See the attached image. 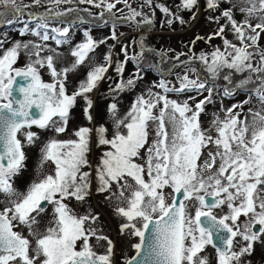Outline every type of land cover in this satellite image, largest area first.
<instances>
[{"label": "snow or ice", "instance_id": "snow-or-ice-1", "mask_svg": "<svg viewBox=\"0 0 264 264\" xmlns=\"http://www.w3.org/2000/svg\"><path fill=\"white\" fill-rule=\"evenodd\" d=\"M73 4L100 11L64 7ZM42 5L45 12L23 17L25 9ZM201 8L216 27L190 41L188 52L154 51L144 36L120 39V26L151 27L156 10L161 27L172 30L189 23L182 13L195 20ZM0 9V26H12L19 36L0 31V264H117L113 241L96 226L99 214L70 207L73 200L86 203L93 182L105 201L116 202L121 234L137 240L134 255L121 264H211L203 255L208 246L215 264H252L257 247L264 251V0H204L202 6L200 0L172 6L159 0H0ZM80 11L88 19L74 15ZM87 25L108 28L109 35L95 39ZM78 32L82 39L74 43ZM215 39L220 44L212 45ZM109 40L98 62L96 49ZM200 40L211 47L196 53ZM117 44L123 60L113 59ZM62 46L72 61L57 67ZM133 46L139 50L129 55ZM146 53L159 59L151 63ZM129 62L136 71L125 78ZM81 67L86 74L69 92V74ZM110 68L117 76L110 94L133 91L146 69L159 79L123 113L113 95L109 127L96 124L91 94L112 79ZM240 95L243 100L224 105ZM78 100L88 124L75 128L72 138H56L68 131ZM217 103L205 127L201 116ZM33 127L54 135L39 149L37 178L20 191L14 185L25 148L41 139ZM93 147L101 149L95 165ZM48 162L54 168L43 173ZM93 239L105 242L103 253Z\"/></svg>", "mask_w": 264, "mask_h": 264}, {"label": "rangeland", "instance_id": "rangeland-1", "mask_svg": "<svg viewBox=\"0 0 264 264\" xmlns=\"http://www.w3.org/2000/svg\"><path fill=\"white\" fill-rule=\"evenodd\" d=\"M26 3L31 4L32 0H25ZM161 2V0H159ZM166 5L170 6L167 1H164ZM161 2V3H164ZM178 2V0H177ZM204 0H200L201 6L203 5ZM172 6V5H171ZM64 7H77L79 9H83L85 7L90 8L91 11H100L98 9H95L91 5H78V4H73V5H64ZM2 10V9H0ZM46 11L45 6H40V7H32L29 9H25L22 13L23 17L26 19L29 13H43ZM74 15H78V13H74ZM184 16L185 20H188L189 23L185 24L184 26L177 24L173 25V29L169 30L167 27H161L160 21L163 18L162 14L159 12V10H156V14L154 19V23L151 27H145V28H140V29H135V28H130L128 26H120L118 29V32H123L124 35L120 37V39L124 42H127L128 40H139L141 36H147V39L145 40V47L146 48H151L154 51L155 50H168V49H174L176 53L179 52H188L189 47H192L190 45V41H192L196 36H207L215 27V24H210L207 19H206V13L203 11V8H201L200 13L198 14L197 18L195 20H190L191 13L189 12H184L182 13ZM237 19H240L239 15L237 16ZM104 31H100L99 33L93 32L92 35L94 36L95 39H102L105 36H108L109 33L105 31V27H102ZM95 34H98L95 36ZM229 39H232L231 35L228 37ZM113 43L112 40L108 41L107 45H100L99 48L96 49V52L94 54L95 59L98 62L103 61V55L107 52L108 50V45H111ZM129 43V42H128ZM262 45H264V39L261 40L260 42ZM212 45H218L220 44L219 39H215L211 42ZM134 47V49H133ZM132 51H137L136 47L133 46ZM211 45L206 44L203 40L197 41L196 44L193 47V51L196 53H199L201 50H209ZM114 55L113 59H119L123 60V55H116L120 52V47L118 45L116 48L113 50ZM174 53L169 52L168 55L172 56ZM66 59H68L70 62L72 61L71 55H67ZM159 57H155L154 55L151 58L148 59L149 62L155 63ZM181 59H185L182 57ZM25 63V59L22 57L21 60L19 61V64L23 65ZM70 64V63H69ZM162 67H165V65H162ZM130 70V68H128ZM107 75L109 77H117L116 73L113 69H109ZM87 69L84 67H81L79 69V74H69V85H68V90L71 92L75 87L76 83L80 79H83L85 74H86ZM174 71H180V69H175ZM43 79L45 81H48L50 77L48 76L47 72L45 71L43 73ZM168 79L176 82L175 81V75H169ZM110 82L109 79H105L100 82L99 86L97 89L93 91L91 94V97L93 99V109H92V115L94 117V120L97 125L101 123H105L106 126H111V119L109 114L107 113V106L114 102V100L111 101H106L103 98L101 99L100 97V92L108 85ZM154 82V79L150 75H146L143 80H140L138 82L137 87L133 90L135 93V96L138 94H141L143 91L146 90L147 87L151 85V83ZM97 96V97H96ZM135 96L134 99H135ZM123 94L120 93L118 94L117 98L115 101H118V107L121 111V113L125 112L128 107L130 106L131 102L128 103V105L123 104ZM171 98H177L175 94H172ZM184 97H181V99ZM101 99V100H100ZM244 96L240 95L237 96L235 99H226L224 101L225 106H231L233 103H237L240 100H243ZM233 100V101H232ZM257 104V102L254 100L253 104L251 105H246L245 106V111H247L248 107H253ZM219 103H217L215 106L209 105L207 108V113L202 114L201 120L204 124L205 127H208L210 117L213 111L219 108ZM83 107L84 103L82 100H78L77 105L72 109L71 112V117L69 121V126H68V131L65 134L59 135L58 139H69L71 137L72 131L77 128L78 126H84L88 124V121L85 119L84 114H83ZM221 115H223L221 113ZM32 131H37L40 134V141L31 147H26L25 152H26V157L27 159L25 160L24 163V180L20 182V180H15V187L20 190L24 191L26 190L27 186L37 178V166L39 163V149L42 146L43 142H46L48 139L52 138L54 133L51 131H45L44 130H37V128H32ZM101 153V149H97L93 147L92 153L90 154V161L92 162L93 165L96 164L98 157ZM54 168V165L51 164V162H48L43 166V173H50ZM18 175V179H19ZM16 177V178H17ZM95 182H93V187H92V195L87 199L86 203L80 204L76 201H71L70 202V207H72L78 214H84L85 212L91 210L94 213L99 214V221L97 222V227L100 228L103 232L104 235H107L114 243L115 245V260L118 263H120V260L123 259V257L128 256L133 249L131 248V244L137 242L136 238L130 237L127 234H121L120 232V224L123 222L122 218L118 216L115 211V205L116 202L113 201H105V198L101 194H97L95 192ZM50 212V209H49ZM243 219V218H241ZM47 223V217L45 218V224ZM259 227V225H257ZM44 224L41 225V230H43ZM25 235H27V231H25ZM92 244L96 246V251L99 253H103L106 248L105 242L101 241L99 244H97L96 240L93 239ZM210 247L208 246L205 253L203 255H206L207 252L210 254ZM210 262L211 264H215V253L210 254ZM252 259V264H264V251H262L259 247H257L255 254Z\"/></svg>", "mask_w": 264, "mask_h": 264}, {"label": "trees", "instance_id": "trees-1", "mask_svg": "<svg viewBox=\"0 0 264 264\" xmlns=\"http://www.w3.org/2000/svg\"><path fill=\"white\" fill-rule=\"evenodd\" d=\"M165 0H161V2H164ZM167 3L170 4V6L173 4L174 0H166ZM165 3V2H164ZM99 11H95L94 13H98ZM78 15H82L85 17V19H88L87 17V14L86 13H83L82 11L80 12H77ZM15 29H18L19 27H21V25L17 24L14 26ZM87 27H93V32H96V33H99L100 31H104V29H102V27L100 26H93V25H87ZM0 31H3V32H8L9 33V37L10 39H16V38H19L18 36V33L14 30V28L12 26H7V25H4V26H0ZM106 32L109 33V30L108 28L105 29ZM98 34H95V36H97ZM145 40L147 39V36L144 37ZM27 39V37L25 38ZM82 39V35L81 33H77L76 36L74 37V40L73 42H79L80 40ZM110 41V40H109ZM132 40H128L127 42H124V43H128V42H131ZM52 44V46H55L54 42H49ZM118 47H120L119 44H117ZM109 46V45H108ZM147 47V46H146ZM134 49V47H133ZM60 51H62L64 53L63 57L61 58V60L57 63V67H63V66H67L69 65V63H71L68 59H66V56L70 54L69 52V48L68 46H62L60 49ZM136 50L138 51L139 49L136 47ZM133 54V51H132V47L129 48V55ZM151 54L152 53H146V57L147 59H150L151 58ZM153 56V54H152ZM172 63L171 60H169L167 62L168 65H170ZM21 65V64H19ZM130 68V70L128 69ZM110 71V70H109ZM136 71V65L133 63V62H129L126 67H125V72H124V77L127 78L128 76L132 75L134 72ZM146 75H150L152 76V78L154 79V81L158 80L159 79V73H157L155 70H145V73H144V77H146ZM108 76V75H107ZM117 80V77H113L110 82L108 83V85L102 90V92H100V97L101 99L103 98L104 100L106 101H111V100H114L113 99V95L115 94H110L109 93V89L110 87H115V82ZM77 84V83H76ZM76 85H74L73 87H75ZM124 98H123V104L125 105H128V103L132 102L134 100V97L135 96V93L133 91L131 92H126V93H122ZM118 95H115V99L117 98ZM97 97V96H96ZM100 99V100H101ZM233 101V100H232ZM45 132V131H43Z\"/></svg>", "mask_w": 264, "mask_h": 264}, {"label": "flooded vegetation", "instance_id": "flooded-vegetation-1", "mask_svg": "<svg viewBox=\"0 0 264 264\" xmlns=\"http://www.w3.org/2000/svg\"><path fill=\"white\" fill-rule=\"evenodd\" d=\"M33 128H35V127H33ZM37 130H39V129H37ZM25 163V162H24ZM24 173L26 174V172H24V168L22 169V171H21V173H20V176H19V179H18V177L17 178H15V180L17 179V180H20V182L22 181V180H24ZM22 183V182H21ZM259 229V227L258 226H256V230H258ZM210 247V254H213V253H215V250L211 247V246H209ZM209 254V252H207L206 253V255L209 257V259L211 258L210 256H212V255H210ZM132 255H134V250L128 255V256H132ZM216 255V254H215ZM121 261L122 260H120V263H118V264H121Z\"/></svg>", "mask_w": 264, "mask_h": 264}]
</instances>
